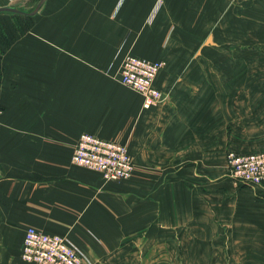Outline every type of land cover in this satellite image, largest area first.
<instances>
[{
  "label": "crops",
  "instance_id": "crops-1",
  "mask_svg": "<svg viewBox=\"0 0 264 264\" xmlns=\"http://www.w3.org/2000/svg\"><path fill=\"white\" fill-rule=\"evenodd\" d=\"M192 19V0L44 1L19 47L27 53L15 46L0 63V264H29L31 226L68 235L95 263L118 242L143 243L147 222L154 241L174 240L176 220L186 258L264 264V185H239L226 167L227 151L264 144V87L225 95L217 77L205 88L207 76L179 68L224 62L192 40ZM116 53L166 60L155 86L168 100L145 109L115 74L97 72ZM84 132L126 143L134 179L105 182L75 165ZM163 172L168 185H149Z\"/></svg>",
  "mask_w": 264,
  "mask_h": 264
},
{
  "label": "rangeland",
  "instance_id": "rangeland-1",
  "mask_svg": "<svg viewBox=\"0 0 264 264\" xmlns=\"http://www.w3.org/2000/svg\"><path fill=\"white\" fill-rule=\"evenodd\" d=\"M39 0H0V7L13 6L23 13L9 12L4 11L0 12V63L7 61V54L11 48L16 46V55L19 56V53H27V49H20L21 44L27 41V30L33 25L39 24V10L34 14L30 13L35 10L39 4ZM44 3V2H43ZM42 3V4H43ZM192 10H193V33L192 40L200 41L201 47H207L208 58H223L222 63H212L205 65H197L191 67H179L187 68L189 73L192 75H204L207 78H199V80H208L203 82H198L205 86L211 85L213 82L209 79H215L217 77L218 87L225 93L238 92L240 89H243V85L254 86L255 89H263L264 87V0H192ZM204 19L206 23H203ZM206 26L205 33H199L200 28L202 29ZM113 63L108 64L107 61L105 66H97V72L99 73H108L113 76L115 74L118 79V70L121 64L119 55L116 53L113 56ZM256 58V59H255ZM246 59L253 60L254 62L247 63ZM120 61V62H119ZM163 61L164 65L160 69L158 75L167 67V61ZM1 72V67H0ZM157 75V76H158ZM198 77V76H197ZM248 77H254L251 83H248ZM157 78V77H156ZM246 80V81H244ZM119 83L120 80L118 79ZM156 81V79H155ZM122 84V83H121ZM123 85V84H122ZM156 85V84H155ZM124 87H126L124 85ZM128 88V87H127ZM246 88V87H245ZM159 89V88H158ZM160 90L167 96V91ZM142 97V96H141ZM168 100V96L164 102H160L154 106L165 103ZM153 106V107H154ZM2 111L0 109V116ZM86 133V132H84ZM83 134V133H82ZM81 134V135H82ZM80 135V136H81ZM97 135V134H96ZM104 138V137H103ZM108 139V138H105ZM115 140V139H109ZM118 141V140H116ZM120 142V141H119ZM124 143V142H121ZM131 155V159L134 164L133 175L129 178H124L120 180H105L103 175L94 169H91L86 166L78 165L72 162L75 165L80 167H85L90 170L99 172L102 175V178L105 182L113 181H127L134 179L136 175L137 163L134 161V157L130 152L129 146L124 143ZM260 146V148H262ZM259 148V149H260ZM257 149V150H259ZM228 152V151H227ZM226 152V155H227ZM156 164L152 165L150 168L156 170L157 168L162 169ZM168 165L165 164V168ZM161 167H163L161 165ZM227 167V159H226ZM168 171V168L165 169ZM228 170V167H227ZM166 172H163V174ZM228 174L231 177V174ZM165 176H161L159 179L150 178L147 179L149 185L151 182L157 181L161 187L163 185H168L169 179ZM232 178V177H231ZM233 179V178H232ZM239 185H251L246 183H241L233 179ZM155 184V183H154ZM191 185H200L198 179H193ZM257 186V185H256ZM171 197H175V194H170ZM157 198V197H156ZM172 198V201H173ZM159 201V198H157ZM178 201V200H177ZM175 202V201H174ZM145 225L144 241L142 242H132L127 241L124 243H116V248L110 253L107 259H96L95 263L83 254L82 250L76 247L71 241L68 235L62 234L65 238L68 239L71 245H74L82 254V264H200L201 259L198 257H185L184 256V246L186 243L183 241L182 231L183 228L179 227V221L176 220L175 225V238L172 241H154L152 237H155L157 234H152V230L155 227H151L153 222H147ZM183 224V220L181 225ZM183 226V225H182ZM162 230V229H161ZM61 235V234H59ZM173 237V236H171ZM157 238V237H156ZM121 245V247H120ZM172 249L175 253L170 251L171 255H168V248ZM167 250V252L165 251ZM120 254H130L134 257H120ZM143 254V256H140ZM138 255V257L136 256ZM22 259V257H21ZM23 260V259H22ZM203 264H206L208 259H202ZM24 261V260H23ZM29 264H36L33 262L25 261Z\"/></svg>",
  "mask_w": 264,
  "mask_h": 264
},
{
  "label": "built area",
  "instance_id": "built-area-1",
  "mask_svg": "<svg viewBox=\"0 0 264 264\" xmlns=\"http://www.w3.org/2000/svg\"><path fill=\"white\" fill-rule=\"evenodd\" d=\"M163 65V61H152L131 53L122 58L118 79L142 96L145 109L167 98L155 86V79ZM226 159L233 179L251 185H264V146L250 152L229 150ZM72 160L78 165L99 171L106 181L129 178L134 171L131 155L124 143L89 132L79 137ZM21 257L24 261L36 264H82L83 260L81 252L67 238L32 226L25 232Z\"/></svg>",
  "mask_w": 264,
  "mask_h": 264
},
{
  "label": "water",
  "instance_id": "water-1",
  "mask_svg": "<svg viewBox=\"0 0 264 264\" xmlns=\"http://www.w3.org/2000/svg\"><path fill=\"white\" fill-rule=\"evenodd\" d=\"M45 0H41L40 3L37 5V7L35 8L34 11L30 12V13H27V14H30V15H34L40 8V6L42 5V3L44 2ZM4 11H9V12H16V13H23V11H21L20 9L16 8V7H13V6H5V7H0V12H4Z\"/></svg>",
  "mask_w": 264,
  "mask_h": 264
}]
</instances>
